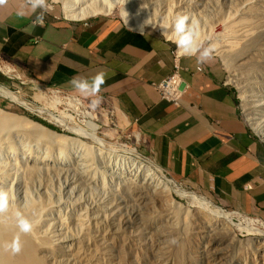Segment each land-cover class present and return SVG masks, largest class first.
Returning <instances> with one entry per match:
<instances>
[{
  "label": "rangeland",
  "instance_id": "rangeland-1",
  "mask_svg": "<svg viewBox=\"0 0 264 264\" xmlns=\"http://www.w3.org/2000/svg\"><path fill=\"white\" fill-rule=\"evenodd\" d=\"M47 3L46 17L68 21L109 17L125 23L123 8L134 20L157 25H170L177 15H187L196 23L202 46H215L211 58L222 64L226 86L261 144L264 157V141L256 132L257 128L264 129V0ZM66 4L76 9H113L110 14L93 13L76 20L65 14ZM145 30L162 35L159 26L153 29L146 25ZM168 30L171 32V28ZM167 40L177 49L172 40ZM0 93V109L26 119L22 121L24 131L37 134L21 141L30 142V161L20 155L19 145H13V154L0 149V172L14 182L12 194L18 204L24 202L18 196L22 192L34 207L44 209L33 223L44 241L40 245L44 250L39 248L38 252L44 264H264V255L249 250L247 241L252 236L238 229L245 219H258L223 207L159 168L143 152L138 136L122 129L113 109L100 96L51 89L11 74L0 75ZM98 98L100 103L94 105ZM30 121L56 135H49ZM86 149L91 155L87 156ZM62 150L65 156H61ZM99 151L103 156L97 157ZM127 157L152 166L167 180L177 204L153 192V185L131 168ZM191 196L205 198L215 210L233 214L230 224L236 233L235 242L219 233L194 229V222L184 214L185 210H196ZM219 251L223 257H215Z\"/></svg>",
  "mask_w": 264,
  "mask_h": 264
},
{
  "label": "crops",
  "instance_id": "crops-1",
  "mask_svg": "<svg viewBox=\"0 0 264 264\" xmlns=\"http://www.w3.org/2000/svg\"><path fill=\"white\" fill-rule=\"evenodd\" d=\"M22 7L25 15L17 16ZM39 11L32 13L26 0L0 6V75L77 92L72 78L104 72L99 96L122 129L138 136L148 158L223 207L264 222L263 149L241 117L220 61L181 56L189 89L176 106L156 87L175 71V47L161 34L141 35L109 17L68 21L44 15L43 25L33 24Z\"/></svg>",
  "mask_w": 264,
  "mask_h": 264
},
{
  "label": "bare ground",
  "instance_id": "bare-ground-1",
  "mask_svg": "<svg viewBox=\"0 0 264 264\" xmlns=\"http://www.w3.org/2000/svg\"><path fill=\"white\" fill-rule=\"evenodd\" d=\"M112 9H113L112 7L105 8L103 6L100 8H97L96 10L85 9V8L76 9L74 5L72 6V4L71 5L66 4L65 14L67 15L69 19L77 20V19L84 18L88 15L90 16L93 13L110 14ZM124 20H125V23L130 28L137 30V31H140V26L144 24V21H139L136 19L134 20L129 14L127 16V20L126 18ZM145 28L146 26H144L143 31H145ZM169 34L171 35L170 31H169ZM255 45L257 44L255 43ZM263 49H264V46H263ZM7 71L10 72L11 71L10 68H7ZM4 95H7V93L5 92ZM23 120H26V119H22L16 115L7 113L4 110L0 109V149L5 148L9 150V151L7 150V152L12 153L13 145L14 144L19 145L20 155L25 160L29 159L28 161H30V159H33L32 152L30 151L29 148H27L28 143L30 144V142H21V141H24V140L26 141L29 139V137L31 138L32 136H37V134L35 133L33 134L32 132L30 133L25 132L23 129V125H22ZM35 126L45 130L49 135H52V134L56 135L52 131L42 128V126L38 124H35ZM256 132H257V135L264 141V129L257 128ZM13 140L18 141V142H11ZM60 154L61 156H65L66 152L62 150L60 151ZM86 154L87 156H89L91 155V152L86 149ZM101 154L102 152L99 151L97 153V157L103 156ZM127 158L126 159L128 160L131 168H134L137 170V172H140L145 177V179L143 178V180L146 182L147 181L150 182L151 185L154 186V187L152 186L153 192L158 191L159 194L163 196V198L167 199V201L169 200L170 202L176 203V201L174 200L175 194L173 192L171 185L169 184L167 180L162 178L152 166L145 164L142 161H138L132 157H127ZM13 186H15V184L12 181L11 177L3 172H0V189L6 190L9 194V209L5 214L0 216V264H44L45 263V262L43 263L44 260L42 261L38 257L39 248L44 250V248L40 247V245L44 244V241L38 236L37 232L35 231L36 230L35 226L31 233H21L19 232L16 226V219H15V214L17 212H20L25 217L30 219L32 223H35L36 222L35 220H37L38 217L40 216L39 214L40 213L43 214L42 211L44 209L42 210V208L39 209V208H36V206L34 207L30 203L31 201L29 200L27 193L24 194L22 192H20L18 196L19 198L24 199V202L21 204H18L17 199L12 194V189L13 190L15 189V187L13 188ZM18 190H19V187H18ZM21 193L24 194L23 198H22ZM177 195L180 196L181 198L184 196V194H179V193ZM190 199L192 200L193 205L194 204L196 205V207H192V208H196V210H185L184 214L186 218L188 217L192 222H194V229L196 230L204 229L209 234L219 233L222 235V237H226V239H228L231 242L236 241V233L230 224L231 222L234 221L233 214L231 216L219 210H215L212 206V203L205 198L191 196ZM238 229L241 231H246L249 234V236H252V238L249 239V241H247V244L250 247L249 250L254 251L255 253L258 252L260 256H263L264 255V223H262L260 220H254V219L248 218L242 221V226H240ZM16 238H18L20 242L19 252H13L8 247V245H10L11 242ZM39 254H41V252ZM220 256H222V253L220 251L217 254H215V257H220ZM230 264H239V262L230 263Z\"/></svg>",
  "mask_w": 264,
  "mask_h": 264
},
{
  "label": "clouds",
  "instance_id": "clouds-1",
  "mask_svg": "<svg viewBox=\"0 0 264 264\" xmlns=\"http://www.w3.org/2000/svg\"><path fill=\"white\" fill-rule=\"evenodd\" d=\"M127 0H118V3L125 5ZM7 3V0H0V6ZM26 6L30 8L32 13H37L33 24L43 25L44 13L48 10L47 0H26ZM17 16L23 17L25 15L24 8L22 7L17 11ZM122 15L126 18L128 13L125 9H122ZM151 25L153 29L159 26L162 29V35L165 39L172 40L177 46V52L181 56H196L198 62L204 63L211 59L215 46L203 47L199 41V32L194 21L190 22V18L187 15H177L174 21L169 24H152L150 21H144V24L140 26L141 35L144 34V26ZM171 28V35L168 29ZM69 83L72 87L84 97H99L102 86L105 84V73L98 72L91 78H72ZM100 103L99 98L93 101L94 105ZM9 209V194L6 190L0 189V216L5 214ZM16 226L21 233H31L34 229V225L30 219L25 217L22 213L17 212L15 214ZM8 247L13 252L20 251L19 239H14Z\"/></svg>",
  "mask_w": 264,
  "mask_h": 264
},
{
  "label": "built area",
  "instance_id": "built-area-1",
  "mask_svg": "<svg viewBox=\"0 0 264 264\" xmlns=\"http://www.w3.org/2000/svg\"><path fill=\"white\" fill-rule=\"evenodd\" d=\"M173 57H174V65H175L174 73L156 87L163 100L172 103L176 106H180L183 96L188 92L189 86L184 82L180 74L181 55H178L177 49L174 50Z\"/></svg>",
  "mask_w": 264,
  "mask_h": 264
}]
</instances>
